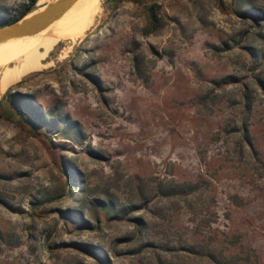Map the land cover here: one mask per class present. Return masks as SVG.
<instances>
[{"label": "rangeland", "instance_id": "obj_1", "mask_svg": "<svg viewBox=\"0 0 264 264\" xmlns=\"http://www.w3.org/2000/svg\"><path fill=\"white\" fill-rule=\"evenodd\" d=\"M100 8L0 95V264H264V0Z\"/></svg>", "mask_w": 264, "mask_h": 264}, {"label": "bare ground", "instance_id": "obj_2", "mask_svg": "<svg viewBox=\"0 0 264 264\" xmlns=\"http://www.w3.org/2000/svg\"><path fill=\"white\" fill-rule=\"evenodd\" d=\"M46 1L38 0V4H43ZM42 8L38 6L27 12L26 16ZM100 9V0H75L38 32L0 42V61L7 58V62L0 67V95L9 85L24 75L46 65L41 60L68 29L75 16L80 17L82 19L81 25L85 26L90 17L89 12ZM10 62L12 64L8 65Z\"/></svg>", "mask_w": 264, "mask_h": 264}, {"label": "water", "instance_id": "obj_3", "mask_svg": "<svg viewBox=\"0 0 264 264\" xmlns=\"http://www.w3.org/2000/svg\"><path fill=\"white\" fill-rule=\"evenodd\" d=\"M75 0H52L43 8L28 16L0 25V42L11 38L30 35L41 30L45 25L59 16Z\"/></svg>", "mask_w": 264, "mask_h": 264}, {"label": "trees", "instance_id": "obj_4", "mask_svg": "<svg viewBox=\"0 0 264 264\" xmlns=\"http://www.w3.org/2000/svg\"><path fill=\"white\" fill-rule=\"evenodd\" d=\"M36 0H27L26 2V5L23 7V9L20 11V13L16 16V17H13V18H6V19H0V25H3V24H6V23H10V22H13L17 19H19L20 17H22L24 14H26V12H28L30 10V8L33 6V4L35 3ZM7 105L8 107L13 111V113L19 117L21 119L22 122H24L31 131H35V129L33 128L32 124L27 121L22 115L21 113L19 112V109L18 108H15L12 106L11 104V101L10 100H7ZM2 102L0 101V107L2 106ZM7 118H10L8 117V115H6Z\"/></svg>", "mask_w": 264, "mask_h": 264}]
</instances>
